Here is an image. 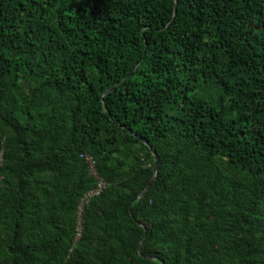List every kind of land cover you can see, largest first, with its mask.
I'll return each instance as SVG.
<instances>
[{
  "label": "trees",
  "instance_id": "16d2710c",
  "mask_svg": "<svg viewBox=\"0 0 264 264\" xmlns=\"http://www.w3.org/2000/svg\"><path fill=\"white\" fill-rule=\"evenodd\" d=\"M2 149L0 264H264V0H0Z\"/></svg>",
  "mask_w": 264,
  "mask_h": 264
},
{
  "label": "built area",
  "instance_id": "2783aa9c",
  "mask_svg": "<svg viewBox=\"0 0 264 264\" xmlns=\"http://www.w3.org/2000/svg\"><path fill=\"white\" fill-rule=\"evenodd\" d=\"M90 161H91V159H90ZM3 163V149L0 151V166H1V164ZM91 163H92V161H91ZM2 179V175H1V171H0V180ZM94 191H92V192H89L88 194H87V197H91L92 195H94ZM79 229H81V228H79Z\"/></svg>",
  "mask_w": 264,
  "mask_h": 264
},
{
  "label": "water",
  "instance_id": "95a60500",
  "mask_svg": "<svg viewBox=\"0 0 264 264\" xmlns=\"http://www.w3.org/2000/svg\"><path fill=\"white\" fill-rule=\"evenodd\" d=\"M157 165H158V164H156V172H157Z\"/></svg>",
  "mask_w": 264,
  "mask_h": 264
}]
</instances>
